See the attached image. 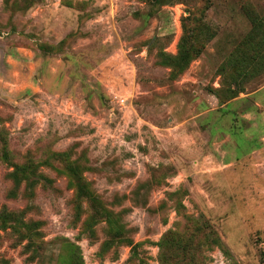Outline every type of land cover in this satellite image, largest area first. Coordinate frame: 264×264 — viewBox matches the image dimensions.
Listing matches in <instances>:
<instances>
[{
    "label": "rangeland",
    "instance_id": "374dc122",
    "mask_svg": "<svg viewBox=\"0 0 264 264\" xmlns=\"http://www.w3.org/2000/svg\"><path fill=\"white\" fill-rule=\"evenodd\" d=\"M0 264H264V0H0Z\"/></svg>",
    "mask_w": 264,
    "mask_h": 264
},
{
    "label": "trees",
    "instance_id": "16d2710c",
    "mask_svg": "<svg viewBox=\"0 0 264 264\" xmlns=\"http://www.w3.org/2000/svg\"><path fill=\"white\" fill-rule=\"evenodd\" d=\"M198 54V49L195 48L192 44H190L189 46H185L184 48V52L181 53V56L179 58V61L177 62V67L179 68H183L185 65L188 64V62L190 61V57L191 56H195ZM235 66L236 67H240V68H244V66H237L236 62H235ZM237 71V74H240V79H242L243 77H245L247 74L245 73V70L243 69L242 71ZM248 73V72H247Z\"/></svg>",
    "mask_w": 264,
    "mask_h": 264
}]
</instances>
